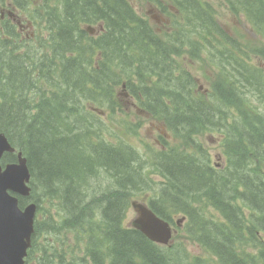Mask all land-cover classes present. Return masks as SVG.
<instances>
[{
    "label": "trees",
    "instance_id": "obj_1",
    "mask_svg": "<svg viewBox=\"0 0 264 264\" xmlns=\"http://www.w3.org/2000/svg\"><path fill=\"white\" fill-rule=\"evenodd\" d=\"M191 3L199 5L197 0ZM98 21H104L105 31L92 38L82 25ZM152 42L157 52L162 43L128 0H65L61 17L43 43L46 50L25 54L36 70L21 61L7 62L0 53V131L13 133L10 137L28 156L34 192L39 186L48 193L60 192L64 218L55 228L73 221L80 226L79 234L90 232L84 257L76 264H264V246L260 247L258 236L264 231V158L250 146L244 145L240 153L230 152L223 171L185 150L154 154L165 181L150 200L152 208L169 220L185 214L188 233L210 251L214 261H188L187 257L179 261L182 256L175 255V250L159 246L125 225L134 190L148 186L141 158L127 142L95 140L91 127L95 119L85 113L81 103L111 100L123 76L143 77L148 70L158 75L148 66V57L153 58L149 53ZM145 104L155 102L146 100ZM177 104L182 114L164 106V116L181 136L198 122L216 123L212 109L202 102L183 96ZM183 119L186 121L180 122ZM51 133L55 136L50 137ZM227 140L238 148L244 141L238 130ZM249 141L260 149L255 137ZM72 149L75 151L70 152ZM134 162H139L138 167ZM108 171L116 184L90 198L88 179ZM197 196L207 199L218 216L201 210ZM92 202L101 206L98 221L84 207ZM86 220L90 223L85 224ZM38 228L37 223V234ZM52 239L60 242L58 236ZM70 256L61 251L59 261L74 264L79 258L76 253Z\"/></svg>",
    "mask_w": 264,
    "mask_h": 264
},
{
    "label": "rangeland",
    "instance_id": "obj_2",
    "mask_svg": "<svg viewBox=\"0 0 264 264\" xmlns=\"http://www.w3.org/2000/svg\"><path fill=\"white\" fill-rule=\"evenodd\" d=\"M45 0H31V5L37 7ZM136 9V12L145 17L148 21V25L151 26L154 32L164 40L173 52L174 59L177 63L178 69H186L194 75V88L193 92L196 96L203 98L210 97L215 92L214 87H220L223 91L227 88L224 87L225 81L222 77V68L219 64L212 63L207 55L201 48L195 47L192 44H188V48H183L175 38L176 35H180V40L183 41V29H197L200 24V19L194 15V19L189 21V16L185 13L186 8L181 1L172 2V0H130ZM203 4L208 6L215 18L226 30L236 43L249 55L250 59L254 61V64L258 65L264 71V34L259 32L251 22L246 18L243 13H234L228 3L225 0H201ZM167 8V12H161L158 7ZM180 10H179V8ZM181 12V13H180ZM204 13L207 10L204 9ZM41 11L36 12V17L40 19V30L38 34L42 33L48 35L47 30L44 28V19H41ZM21 19L25 18V14L21 13ZM12 21L15 22V17L10 15ZM193 22V24H191ZM206 26V23H203ZM87 27V26H84ZM98 26L94 30V34H98ZM181 29V31H180ZM33 28L31 22L27 26L21 27V32H32ZM203 32V31H202ZM37 34V35H38ZM156 35V36H157ZM223 50H228L229 54L235 56V52L232 53L229 48L221 45ZM162 63L164 61L162 60ZM163 70L159 75V81H163V84L167 85L168 89L173 90L175 87L174 79L180 70L176 67ZM239 76L238 71H234L231 77ZM117 95L115 97L114 104L106 103H94L87 102L86 112L89 116L94 118L98 124L105 125V136L113 139L116 142L119 141H132L140 151L146 152L149 147H153L154 151L162 148H171L176 146L177 139L171 131V127L164 122V120L155 117L148 109L142 107L136 100L129 96L125 87L119 84L116 87ZM264 98V92L255 94L254 98L246 95H235L234 100L229 99V106H233L236 110L240 111V115L245 120V125L254 124L256 128H262L260 121L264 122V102L259 100ZM253 118L259 119L253 121ZM252 131V130H250ZM253 132V131H252ZM190 133L198 141L199 147L203 150L204 154H207L211 158V163H217L220 167H224L223 147L220 141L223 136L220 132L205 131V128L196 127L191 129ZM50 137H54L55 134L51 133ZM186 142V140H185ZM72 149L70 152H74ZM198 151V150H197ZM24 158V165L29 169L28 158L25 155H21ZM16 160L18 156L15 154ZM152 177L158 182L161 181V177L152 174ZM101 187L106 185V181L101 180ZM141 201L149 199V193L141 194ZM200 209L205 211H212L211 205L205 200L198 201ZM48 205L45 203L44 207ZM135 212L130 210L125 223L129 225L130 221L135 217ZM72 236V235H69ZM260 239L264 240V233L260 234ZM177 246L184 248L191 256L205 259L208 261H214L208 251L202 247L199 243L191 240L186 236L184 231H181L177 238L174 240Z\"/></svg>",
    "mask_w": 264,
    "mask_h": 264
},
{
    "label": "water",
    "instance_id": "obj_3",
    "mask_svg": "<svg viewBox=\"0 0 264 264\" xmlns=\"http://www.w3.org/2000/svg\"><path fill=\"white\" fill-rule=\"evenodd\" d=\"M6 146V140L0 136V151ZM22 170L20 166H10L7 172L1 174L5 184L16 186L19 184L18 175ZM134 206L140 212L133 225L142 229L150 238L167 242L170 229L164 220L159 218L146 205ZM31 228L29 220L21 213L12 210L8 201H0V264H21L26 248L31 244ZM29 239V242L26 241Z\"/></svg>",
    "mask_w": 264,
    "mask_h": 264
},
{
    "label": "flooded vegetation",
    "instance_id": "obj_4",
    "mask_svg": "<svg viewBox=\"0 0 264 264\" xmlns=\"http://www.w3.org/2000/svg\"><path fill=\"white\" fill-rule=\"evenodd\" d=\"M4 3L12 8V10L19 11L18 7L21 4V0H4ZM13 16L16 14H12Z\"/></svg>",
    "mask_w": 264,
    "mask_h": 264
},
{
    "label": "bare ground",
    "instance_id": "obj_5",
    "mask_svg": "<svg viewBox=\"0 0 264 264\" xmlns=\"http://www.w3.org/2000/svg\"><path fill=\"white\" fill-rule=\"evenodd\" d=\"M233 134H234V131L232 132V136H233ZM135 164H136V166L138 167V163L139 162H134ZM134 228V227H133Z\"/></svg>",
    "mask_w": 264,
    "mask_h": 264
}]
</instances>
